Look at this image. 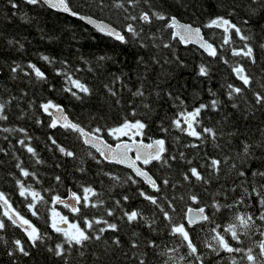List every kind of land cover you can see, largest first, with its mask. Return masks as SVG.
Listing matches in <instances>:
<instances>
[{
  "label": "snow or ice",
  "instance_id": "6c2138e0",
  "mask_svg": "<svg viewBox=\"0 0 264 264\" xmlns=\"http://www.w3.org/2000/svg\"><path fill=\"white\" fill-rule=\"evenodd\" d=\"M12 9L18 10L20 5L16 0H7ZM26 5L46 6L49 9L67 14L77 20L91 25L100 37L111 39L120 45H136L141 49L149 47L171 49L170 42H164L161 39L160 44H149L147 41H155L157 33L162 36L163 31L170 30V39L177 41L185 46L196 44L213 60L219 59L226 65H230L231 73L239 80L241 86L234 83L225 85L226 95L229 101H232L231 107L240 110L237 98L245 99V90L252 93V102L250 105L251 115L254 116L257 110L264 111V79L260 81V90L253 91L255 77L248 72L245 66L238 61L230 62L222 53L230 51L232 57H239L247 60L252 65L258 63L255 54V48L264 50V42L255 43L253 36L246 31L245 27L234 23L228 18L233 15L235 5L225 15H218L202 26H194L191 23H181L175 15H168L163 11L156 10L153 0H82L80 6H74L73 0H24ZM181 3L182 0H177ZM146 5L147 8L140 7ZM249 7L252 13L257 9L264 12V0H249ZM85 9H88L85 12ZM95 9L96 11H92ZM105 9H116L120 15L118 22L105 21L97 12L102 13ZM12 15H16L13 12ZM22 18H26L22 17ZM251 19V17H249ZM249 19H245L243 24L249 25ZM161 22V26L153 32L152 26L155 22ZM202 28L219 30L221 35L219 43L210 42L202 33ZM237 39L241 46L236 47ZM257 40H264V30ZM14 44V41H9ZM23 48V45H20ZM175 62L179 67H185L184 62L179 56H175ZM46 64L53 66L55 75L63 79L64 87L61 92L69 94L73 99L84 102L85 98H91L94 94L93 88L84 82L77 75L82 71L81 67L72 65L69 61L59 62V68L55 65L57 61L47 55L40 57ZM79 59L85 65H88L87 71L93 72L96 68L103 67L106 64L120 62L119 58L106 54L94 58L93 65L87 58L80 56ZM172 60H164L165 64L172 63ZM149 63L160 64V58L153 55L148 61L144 56H140L137 64L143 66L144 71L148 70ZM10 77L12 80H19L21 76L27 77L33 84H49L48 74L38 67L35 63L28 62L26 65L13 63L9 65ZM111 80L103 85L106 95L110 97L117 106L122 104V92L125 88L131 93L133 99L139 100L140 105L146 110L145 114L153 109L150 103L145 101L146 91L143 83L135 91L128 87L125 74H110ZM138 75H141L138 73ZM197 76L210 78V66L201 63L198 66ZM211 91V90H210ZM213 97L216 93H211ZM27 92L22 91V96H27ZM160 96V92H156ZM168 99L178 101L174 103L177 108L170 125L161 126V131L168 133L169 129L193 138L199 143H187L183 145L186 148H201L203 145L211 142L217 149L224 151L228 148L231 151V142L221 144L223 132L215 125L208 126L204 124L205 112H221V102L218 98H213L209 103H200L198 106L189 110L185 107L184 100L179 95H173L172 92L166 93ZM15 95L7 100L0 99V122L9 121L7 109L13 101L19 100ZM34 106L30 102L29 107ZM132 110L120 122L109 127H91L84 126L79 121H74L66 114V109L52 99H47L39 104V110L46 114L50 119L48 128H61L65 132L75 133L80 142L90 149H94L99 154V158L91 151L86 153L87 157L94 160L97 165L107 162L112 165H122L130 170L126 178L121 177L114 172L101 169L100 174L112 181L107 189L97 190L91 184H80L79 191L71 188L67 190V199L56 194L51 196L50 216L46 223L52 232L56 233L60 240L49 246L47 241L52 240L47 232L41 231L29 218L25 216L18 208L13 206L9 196L0 191V233H6L10 227L20 229L25 239L12 238L10 241L0 235V242L6 248V255L13 258L12 264H19L18 257H30V249L45 248L47 253L55 257L60 264H72L71 258L76 255L83 261L89 252L90 245H104L103 254L109 253V250L115 253L121 250L123 256L131 261V264H264V138L259 142H249L244 140L236 150L235 155L225 152L222 157L207 156L203 157L204 163L194 166L191 159H187L185 153L180 151L172 154L166 146L164 138L153 139L148 137L149 143H145L147 136L146 129L148 124L146 120L137 119L139 113L137 106H131ZM132 117L129 119L128 117ZM21 119H23V110H21ZM245 119L249 118L244 116ZM92 119H96L95 116ZM38 125L43 122L37 118ZM223 122H228V114H223ZM221 121H217L220 124ZM264 134V129L260 130ZM0 132L22 134V138L17 139L16 143L24 149L34 161V165H44L46 163L40 157L37 149L32 145V137L23 127L0 126ZM230 137L237 133L229 132ZM9 136H4L5 140ZM106 137H111L116 141L115 146L109 142ZM127 139H124V138ZM179 138H177V141ZM50 141L49 151H57L62 157L79 161L76 170L84 173L83 157H78L76 152L62 146L53 135L48 136ZM0 152L8 153L4 149ZM15 167L19 170V175L24 180L16 178L15 183L18 194L25 201L24 206L31 216L41 219L40 208L38 206L47 205L49 201L36 190L32 184H26L25 180L29 178L37 184L41 183L36 171H30L24 167V162L19 157ZM261 159L255 170H251L245 165L255 164L257 159ZM184 160L188 169L182 174L183 182L188 188L195 187L196 184L204 186L208 191V186L213 181L219 182L222 175H231L235 173L239 180L237 184L233 180V186L230 191L238 193L229 197L228 189L224 190L223 202L217 198L220 193L212 196L209 203H201L198 194L188 191L177 197L173 194L169 197L165 190L175 189L177 184H173L170 178H164L162 182L154 178L149 165L159 164L161 167L171 169L172 163L177 160ZM58 163L56 167H61ZM201 169L206 170L201 171ZM230 170V171H229ZM251 171V176H249ZM56 183L62 184L61 176H55ZM141 182L147 185L148 191L140 187ZM103 183V181L101 182ZM130 185L136 187V194L143 201L153 206L154 214L150 218L146 216L143 210L131 208L129 206L130 196L122 195L119 199L112 200L109 203L104 199V191L111 192L116 186ZM223 187V186H222ZM44 191H48L45 189ZM185 202V207L178 210L176 201ZM190 200L196 208L187 206L186 202ZM56 205H62L67 209L76 220H70L67 215H62L56 210ZM250 211L249 209H253ZM210 209V211H208ZM91 212V215L87 214ZM157 214L162 217L163 227L167 230L168 236L174 238L171 244L157 242L156 240L143 241L140 233L137 231L140 227H146L151 232H157ZM225 217L227 222L222 223L217 220V216ZM111 218V219H109ZM127 225L130 230V239L128 241V251H124V244L120 239L119 233L121 225ZM207 226V227H206ZM204 233L203 237H197L195 232ZM114 233L112 237H106L107 233ZM110 241V243H109ZM247 241V243H246ZM202 245V247H201ZM145 249V250H141ZM185 250V251H182ZM92 255L96 260L101 259V255L95 251Z\"/></svg>",
  "mask_w": 264,
  "mask_h": 264
},
{
  "label": "trees",
  "instance_id": "16d2710c",
  "mask_svg": "<svg viewBox=\"0 0 264 264\" xmlns=\"http://www.w3.org/2000/svg\"><path fill=\"white\" fill-rule=\"evenodd\" d=\"M16 2L20 5L18 10L12 9L7 0H0V99L7 100L13 95L20 97V99L13 101L12 105L9 106L7 109L9 121L0 122V126L25 128L32 137V145L46 163L44 165H34V161L29 154L16 143L17 139L22 138V134L12 133L9 136L7 133L0 132V149H4L8 153L5 155L4 152H0V191L5 192L13 206L25 214L41 231L47 232L52 236V240L47 241L49 246H54L60 240V237L52 232L49 223H46L52 207L51 196L59 194L65 199L67 190L71 188L74 191H79L80 184H91L97 190L107 189V186L111 185L112 181L100 174L101 169L114 172L124 178L131 173L127 169L106 162L102 165H97L94 160L87 157L86 153L91 151L97 158H99V155L83 146L75 133L65 132L61 128H48L49 117L39 110V104L45 100L52 99L61 104L66 109V114L70 119L79 121L86 127L114 126L125 116H128V113L132 110L131 106H137L136 110L139 115L135 118L146 120L148 124L146 129L147 136L144 141L149 140L148 137L153 139L164 138L166 146L172 154L178 155L180 151H183L186 158L193 161L194 166L204 163L203 157L206 154L213 157H222L225 152L235 155L236 150L244 140L259 142L264 138V134L260 131L264 129V111L257 110L254 116L251 115V92L245 90V99L237 98L240 110L231 107L232 101L227 98L225 85L234 83L236 86L242 87V84L231 73L230 65L224 64L219 59L213 60L193 45L185 46L171 40L170 30L165 29L162 36L157 33L155 41L149 40L147 42L149 44H160L162 39L164 42L172 44L171 49L162 47L141 49L136 45H120L111 39L100 37L93 29L81 21L55 13L45 6L34 7L26 5L20 0H16ZM81 3L82 0H73L74 6H80ZM153 4L156 10L163 11L168 15H175L182 23H191L194 26H202L209 19L218 15L227 16L228 12L233 9V5H235L233 15L228 18L232 19L234 23L245 27L246 31L253 36L255 43L264 42V40L256 39L264 30V12L257 9L255 13H252L249 7V0H182V6L181 3H177V0H153ZM140 7L147 8L143 4ZM87 11L88 9H85V12ZM92 11L96 10L92 9ZM13 12H16V15H12ZM25 15L27 19L22 18ZM97 15L101 16L105 21L118 22L120 13L116 9H105L102 13L97 12ZM245 19H249V25L247 26L243 24ZM158 26H161V22L157 21L151 30L155 32ZM202 33L210 42L219 43L221 35L219 30L202 28ZM9 41H14L15 43L9 44ZM21 44L23 45L22 49L20 48ZM235 46H241V42L238 39ZM173 53L175 56L180 57L185 67L177 65ZM102 54L119 58L120 62L106 64L103 67L96 68L93 72H89L87 71L88 65L83 64L79 59L80 56H84L94 65V58ZM255 54L258 63L252 65L247 60L232 57L230 51L222 53L230 62L235 63L238 61L247 68L248 72L255 77L253 91H258L260 90V81L264 79V50L256 47ZM42 55L55 59L57 61L56 68H59V62L64 60L69 61L74 66L81 67L82 71L77 73V75L93 88L94 94L92 97L85 98L82 103L73 99L69 94L61 92L60 89L64 87L63 79L55 75L53 66L46 64L40 59ZM153 55L160 58V64L149 63L146 72L142 65L138 67L137 61L140 56H144L146 60L150 61ZM164 60H172L173 62L165 64ZM28 62L35 63L48 74L49 84H33L29 82L27 77L23 76L19 80L11 79L9 65L13 63L26 65ZM201 63L210 66V78L197 76L198 66ZM120 73L125 74L126 83L133 91L143 83L146 91L144 99L151 104L153 109L150 113L145 114L146 110L139 107L140 101L133 99L127 88L121 94L122 104L119 106L115 105L112 99L106 95L103 85L111 80L110 74ZM138 73L142 74V76L138 75ZM22 91L27 92L28 95L22 96ZM157 91L161 93L160 96L156 95ZM167 92H172L174 96L179 95L184 100L185 107L189 110L200 103H209L211 99L218 98L221 102V112H205L203 114L204 124L217 126L223 132L220 143L225 144L230 141L231 151L228 148L220 151L211 142L201 148H186L183 145L189 142L199 143V141L171 128L168 133L162 132L161 126H169L172 117L177 111V108L173 106L174 103L178 104V101L168 99ZM212 92L216 93L215 97L212 96ZM30 102H34V106L29 107ZM21 110H23V119L20 118ZM225 113L228 114L227 123L223 122V114ZM93 116L96 117L95 120L92 119ZM244 116L249 118L245 119ZM37 118L43 123L38 125L35 122ZM128 118L132 119L130 116ZM217 121H221V123L217 124ZM229 132L237 133V135L230 137L228 135ZM49 135H53L62 146L75 151L78 157H83V167L86 169L84 173L76 170L79 161L64 158L57 151L48 150L51 146L50 141H48ZM4 136H9V139L5 140ZM177 138H179L178 141ZM106 139L112 144L115 142L111 137H106ZM14 157H19L24 162V167L30 171H36L41 180L39 184L30 178L25 180L26 184H32L49 201L47 205L38 206L41 219L31 216V213L24 206V199L18 194L15 180L16 178L21 180L25 178L19 175V170L15 167L17 160ZM58 163L62 164L59 168L56 167ZM261 163V159L258 158L255 164L245 166L255 170ZM188 167L189 165L184 160L179 159L172 163L171 169L161 167L155 163L149 165L150 174H153L154 178H158L161 182L164 178H170L173 184L179 182L175 189L168 188L165 190L169 197L173 194L179 197L191 191L197 193L201 203L204 204L209 203L212 196L217 192L220 193L217 198L223 202L225 189L229 190L227 191L229 197L238 195V193L230 191L233 186V180L237 184L239 183L234 172L231 175H222L219 182L213 181L208 186V191H205L204 186L196 184L195 181H193L195 187L189 189L182 180V174ZM201 171L206 172L204 169H201ZM57 175L61 176L62 184L58 185L56 183L54 178ZM249 176H251V171H249ZM102 181L103 183H101ZM140 187L151 191L143 182H141ZM45 189H48V191H44ZM124 194L130 196L129 206L131 208L143 210L144 214L150 218L153 216L155 211L153 206L138 197L135 186H116L111 192L105 190L104 199L111 203L112 200L119 199ZM176 204L178 210L186 206L185 202L179 200L176 201ZM186 204L193 208L197 207L190 200ZM55 207L58 212L62 215H67L70 220H76V217L63 208L62 205H56ZM249 210L253 211L254 208ZM87 214L91 215V212L89 211ZM156 219L157 232H151L146 227L137 229L141 239L143 241L151 239L156 240L158 243L171 244L174 238L168 236L167 230L163 227L166 222L158 214ZM217 220L222 223L227 222L225 217L219 215ZM0 235H4L5 239L9 240V246H11L10 241L12 238L26 240L20 229L12 227L6 233H0ZM114 235L116 234L109 232L106 237ZM194 235L199 238L203 237L204 233L197 231ZM119 236L124 244L123 250L128 251V241L131 237L127 225H121ZM103 248L104 245H90L85 259L81 261L78 256L74 255L71 258L72 264H131V261L123 256L121 250H116L113 253L110 249L109 253L103 254ZM30 251L32 253L30 257H18L19 264H60L55 257L47 253L43 246L39 249H30ZM93 251L101 255L99 261L92 255ZM12 259L6 255V248L0 242V264H12Z\"/></svg>",
  "mask_w": 264,
  "mask_h": 264
},
{
  "label": "water",
  "instance_id": "95a60500",
  "mask_svg": "<svg viewBox=\"0 0 264 264\" xmlns=\"http://www.w3.org/2000/svg\"><path fill=\"white\" fill-rule=\"evenodd\" d=\"M20 1H22V2H24V0H20ZM46 7V6H45ZM47 8V7H46ZM47 9H49V8H47ZM49 10H51V11H53V12H55V13H59V14H62V15H65V16H67V17H69V18H71V19H76V18H74V17H70V16H68L67 14H64V13H60V12H57V11H55V10H52V9H49ZM77 20V19H76ZM80 21V20H79ZM83 24H85L86 26H88V27H90L91 29H93L92 28V26L91 25H87L85 22H83V21H81ZM182 23V22H181ZM94 30V29H93ZM95 31V30H94ZM183 45V44H182ZM190 45H193V46H195L196 48H198L199 50H201L202 52H204L202 49H200L199 48V46L198 45H196V44H190ZM205 53V52H204ZM205 54H207V53H205ZM50 119V118H49ZM145 143H149L150 142V140H148V141H144ZM115 144L116 143H114L113 144V146H115ZM84 146V145H83ZM90 149V148H89ZM91 150H93L94 152H95V150L94 149H91ZM98 154V153H97ZM99 155V154H98ZM107 163V162H106ZM117 166H119V167H122V168H124V169H127V168H125V167H123L122 165H117ZM128 171H130L129 169H127ZM65 199H67V196H66V198ZM2 211V210H1Z\"/></svg>",
  "mask_w": 264,
  "mask_h": 264
}]
</instances>
